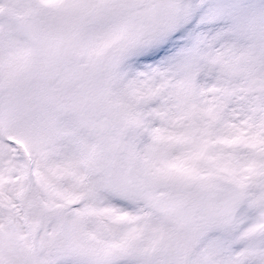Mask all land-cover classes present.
I'll return each instance as SVG.
<instances>
[{
    "label": "snow or ice",
    "instance_id": "6c2138e0",
    "mask_svg": "<svg viewBox=\"0 0 264 264\" xmlns=\"http://www.w3.org/2000/svg\"><path fill=\"white\" fill-rule=\"evenodd\" d=\"M0 264H264V0H0Z\"/></svg>",
    "mask_w": 264,
    "mask_h": 264
}]
</instances>
